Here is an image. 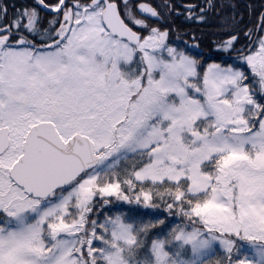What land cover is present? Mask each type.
I'll return each mask as SVG.
<instances>
[{"label": "snow or ice", "instance_id": "obj_1", "mask_svg": "<svg viewBox=\"0 0 264 264\" xmlns=\"http://www.w3.org/2000/svg\"><path fill=\"white\" fill-rule=\"evenodd\" d=\"M226 7L0 0V264H264V11Z\"/></svg>", "mask_w": 264, "mask_h": 264}, {"label": "flooded vegetation", "instance_id": "obj_2", "mask_svg": "<svg viewBox=\"0 0 264 264\" xmlns=\"http://www.w3.org/2000/svg\"><path fill=\"white\" fill-rule=\"evenodd\" d=\"M181 2L182 0H177V3ZM218 2L235 5V9L226 7L224 9V13L229 16L235 14L237 21H241L242 17V22L239 23V27L241 29L253 27L257 22V18L260 12L264 11V0H218ZM249 5H251L252 7L249 8ZM176 23L181 28V36H183L185 32H195L198 36L201 32H203L204 36L202 38L201 47L204 50V55L206 57H209L208 62H213L214 60L219 59L216 56H210L212 41L218 39L222 35V33L216 30L218 21L215 17L210 18L208 24L203 27H200L195 23H191L183 19L177 20ZM240 42L242 45L246 43L243 36H241Z\"/></svg>", "mask_w": 264, "mask_h": 264}]
</instances>
